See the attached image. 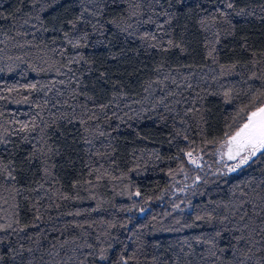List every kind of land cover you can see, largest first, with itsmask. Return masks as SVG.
<instances>
[{"label": "trees", "instance_id": "16d2710c", "mask_svg": "<svg viewBox=\"0 0 264 264\" xmlns=\"http://www.w3.org/2000/svg\"><path fill=\"white\" fill-rule=\"evenodd\" d=\"M263 103L264 0H0V264H264Z\"/></svg>", "mask_w": 264, "mask_h": 264}, {"label": "snow or ice", "instance_id": "6c2138e0", "mask_svg": "<svg viewBox=\"0 0 264 264\" xmlns=\"http://www.w3.org/2000/svg\"><path fill=\"white\" fill-rule=\"evenodd\" d=\"M231 7V5H229ZM229 159L234 155H240L248 151L250 155H255L257 151L264 149V107L253 111L249 116L247 123L243 124L234 135L227 140ZM189 157L192 153H187ZM248 156H244L241 162H247ZM192 163H196L192 160Z\"/></svg>", "mask_w": 264, "mask_h": 264}, {"label": "water", "instance_id": "95a60500", "mask_svg": "<svg viewBox=\"0 0 264 264\" xmlns=\"http://www.w3.org/2000/svg\"><path fill=\"white\" fill-rule=\"evenodd\" d=\"M260 107H264V103H263ZM260 107H259V108H260ZM257 109H258V108H257ZM257 109H255V110H253V111H256ZM253 111H252V112H253ZM252 112H250L249 115H250ZM249 115H248V116H249ZM248 116H247L246 121H245L243 124L247 123ZM243 124L241 125V127L243 126ZM238 130H239V129H238ZM238 130H237V131H238ZM234 134H235V133H234ZM234 134H233V135H234ZM262 152H264V149H261L260 151H257L255 155H250L249 152H248L247 150L244 151V152H242L241 154L246 153L245 156H248V157H252V158H253V157L258 156V155H259L260 153H262ZM236 156H237V155H236ZM238 156H239V155H238ZM238 156H237V157H238ZM235 158H236V157H235Z\"/></svg>", "mask_w": 264, "mask_h": 264}, {"label": "rangeland", "instance_id": "374dc122", "mask_svg": "<svg viewBox=\"0 0 264 264\" xmlns=\"http://www.w3.org/2000/svg\"><path fill=\"white\" fill-rule=\"evenodd\" d=\"M220 155L222 157H225L226 156L227 158H229V156H228V145H227V143H225L224 145H222V148H221V151H220ZM233 155H234V158L238 156V155L236 156L235 154H233ZM240 155H242V154H240Z\"/></svg>", "mask_w": 264, "mask_h": 264}, {"label": "flooded vegetation", "instance_id": "af4514ba", "mask_svg": "<svg viewBox=\"0 0 264 264\" xmlns=\"http://www.w3.org/2000/svg\"><path fill=\"white\" fill-rule=\"evenodd\" d=\"M243 156H245L246 155V153H244V154H242Z\"/></svg>", "mask_w": 264, "mask_h": 264}]
</instances>
